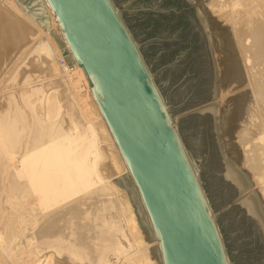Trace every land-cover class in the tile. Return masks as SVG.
Listing matches in <instances>:
<instances>
[{
	"label": "rangeland",
	"instance_id": "374dc122",
	"mask_svg": "<svg viewBox=\"0 0 264 264\" xmlns=\"http://www.w3.org/2000/svg\"><path fill=\"white\" fill-rule=\"evenodd\" d=\"M113 1L122 15L129 33L132 34L140 52L143 54L149 71H151L158 89L161 91L168 109H170L173 124L181 134L184 146L190 156V161H193V166L198 167L200 182L204 187L213 215L218 223L230 264H264V231L259 227V224L252 221L251 216L246 212L242 204L239 203V200L245 194H240L235 188L233 189L223 178L225 173L223 157L232 159V155L225 148L223 156L219 146L218 127L220 128L221 140H223V137H226L222 134V111L218 119H215L214 114L209 111H204L205 113L201 111V109H206L209 106H213V104H217L222 109L220 104L226 98L225 96L222 97L224 95V90L222 89L224 86L229 89L230 101L231 97L242 94L245 91L251 93L256 82L263 83L262 85H264V52L259 55L256 50L258 46L264 47L262 42L264 41V31L256 42H254L256 39L252 38L253 33H255L254 31H256L255 29L259 28L262 30L264 28V21H262L263 25L261 24L262 28L257 26L255 28L253 26L251 32L247 29L246 32L244 29L245 26V28L248 26L245 21L248 23V19L246 20V18L248 17V13H251V7L253 8L254 3L249 5L248 13L245 12L247 17L244 20L239 19L240 22L237 19L231 20L230 27L233 29H225L227 58L232 60L230 62L227 61L228 83L223 85L220 74L221 70L219 69V59L215 49L216 45L212 39L213 32L209 29L204 31L197 13L201 2L195 1L194 4H190L187 0ZM207 1L208 3L211 2L210 0ZM221 1L224 2L226 19L232 13H230L231 6H228L229 0H219L218 3ZM231 1L233 2V0ZM244 1L247 2L248 0ZM15 2L0 0V116L2 119L8 117L12 119V117L17 115L16 111H24V108L28 112L24 111L27 116L28 114L33 115H30L33 119L28 116V121L30 122L32 119L31 121L35 122L39 130L43 132L45 139V143L39 149L42 150L40 152L41 158L36 164L37 173L39 174L43 171V162L47 158L50 148L54 145L60 131H62L61 134L66 132L67 135H65L70 136L73 141L79 142L78 140L81 136L85 137L86 134L88 135L85 137V142L91 140L88 125L85 126L88 121L83 120L85 119L84 116H81L83 113H81L82 111H80V107L77 106L78 103L75 101L76 98L85 93V88L82 86L80 77L76 73H72L71 71L68 73L66 71V68H69V61L68 59L66 60L63 52L66 48L60 47L62 39L56 33L52 17L44 2L42 0H18ZM230 32H234L232 36ZM20 33H22L23 39L20 36L21 40L17 43L19 40L13 37V35H18L16 37L20 39ZM210 35L211 38L209 37ZM229 35L231 38L228 37ZM43 47H46L50 56L44 52ZM251 59L255 61L252 62ZM240 73L244 76H241ZM243 97L242 95L241 98ZM246 97L248 98L244 106H251V109L248 111L249 114L248 112L246 113L247 117L243 114L245 116H241L240 119L233 121L234 126L233 123L231 126L238 128L235 130L233 136L234 138H238L235 141H237V145H240V151L246 160L251 162L256 168L258 166L264 167V154L262 153L264 151L261 150L259 143H255L257 142V137L255 136L263 131L260 123H264V117L261 118L264 116V113L258 118L257 111L259 107L253 103V96ZM16 102L18 103L17 105L15 104ZM25 104L29 107V110ZM12 106L13 110L11 109ZM53 110L54 113H52ZM78 115L80 116L79 118ZM93 118L97 119L96 116ZM2 119L0 118V120ZM241 119L243 120L241 121ZM246 119H248V122L244 123ZM73 122H75L74 125ZM95 122L98 121L95 120ZM256 122L258 125L255 124ZM30 124L29 127L31 128ZM75 124L78 127L76 128L77 130L74 129ZM94 124L98 129L97 123ZM90 125L93 127V123ZM254 125L258 128V132ZM87 129L88 131H86ZM98 130L95 139L98 158L97 155L96 157L93 156L90 158V161H95L93 166L94 175L99 177L101 174L104 176L106 182L102 180L103 182L100 181L101 183L97 182L98 185L94 182V185H89V190L91 191L85 190L84 192V190H81L80 192L78 178H75L70 187L72 194L70 196L72 198L67 196L68 199L67 197L65 199L63 197L57 203L54 202V197L52 196L43 197L44 199L36 196L37 199L30 192L29 194H25L26 197L20 191L11 189V185L9 186L11 184V175L9 173L15 169L22 171L21 169L28 166L29 162H33L27 159L28 153L33 154L34 152L29 145L31 140L29 137L32 136V132L24 131L27 132L25 138L29 139V142L25 138L23 139L27 148L22 142L23 146L22 143L21 146L23 148L20 146L18 151L21 150L19 152L16 151L15 158L2 168L3 176L0 182H2L1 186L3 187L1 188L4 190V193L0 195V212L3 208L2 213L4 217L1 213L0 264H97L96 261H99V264H106L107 260L108 264H122V262L125 264L124 258L135 250V243L132 240V233L130 228H128L129 226H127L128 224H126V219L125 217L123 218L124 213L121 210V202H119L122 201V193H116L112 187L117 185V180L122 176L117 170L110 168L112 160L108 156H110L111 149L108 147L109 143L102 130ZM88 138L89 140H87ZM87 144L84 143V145L88 146L89 144ZM92 158H96V160ZM243 168L241 166L242 172L245 171L246 167ZM115 172L119 174L116 175L117 173ZM115 177L117 179L114 180L113 178ZM112 181H115V184L110 186L111 183L113 184ZM129 186L130 188H125L126 190L124 189L125 186H120V189L126 193V191H131V184ZM104 188L105 190H103ZM255 189H259L258 191L263 193L261 188H255V186L251 189V192ZM246 194L248 195L249 193ZM13 202L17 204L14 203L13 205ZM109 202L112 203H110L112 206L110 205L107 208ZM27 203L31 205L29 204L30 206H28ZM11 204L14 206L13 208ZM16 205H20L19 208ZM102 206L105 208H102ZM30 207L33 208L31 209ZM134 208L137 207L134 206ZM102 209L105 211H102ZM109 209L111 211H108ZM13 210L18 213H13ZM72 211H74V214ZM97 218L100 221L98 222L99 224L97 223ZM93 219H95V222ZM102 224L104 228L109 224L110 234L117 236V242L122 246L118 249L119 251L112 249L111 252L106 249L108 248V244L110 246V242H107V245L99 242V240H102V237H100L102 234L101 229L103 230ZM47 227H49L50 231L47 230ZM43 236L45 237L43 238ZM60 237L63 241L66 240L67 242L68 240L67 243L74 240L79 242L85 238L83 248L88 252L92 250L82 261L87 260L82 263L81 258L77 257L78 259H75L76 257H72L66 248L60 249L61 251L57 250L53 242L57 241L56 239ZM100 248H103L102 250L105 248L106 250L103 252L108 253L106 256L108 259L106 257L105 259L103 258V263L100 262L101 259L98 260L101 256L100 253L104 254ZM122 248L124 249L123 251L121 250ZM63 250L66 251V254H63L65 253ZM124 251H126V254ZM128 251L130 252L128 253ZM110 253L113 254L110 255ZM68 257H70V260ZM92 258H94L95 262L94 260L92 261Z\"/></svg>",
	"mask_w": 264,
	"mask_h": 264
},
{
	"label": "water",
	"instance_id": "95a60500",
	"mask_svg": "<svg viewBox=\"0 0 264 264\" xmlns=\"http://www.w3.org/2000/svg\"><path fill=\"white\" fill-rule=\"evenodd\" d=\"M138 191L163 264H230L203 185L113 0H47Z\"/></svg>",
	"mask_w": 264,
	"mask_h": 264
},
{
	"label": "bare ground",
	"instance_id": "6f19581e",
	"mask_svg": "<svg viewBox=\"0 0 264 264\" xmlns=\"http://www.w3.org/2000/svg\"><path fill=\"white\" fill-rule=\"evenodd\" d=\"M10 1L16 3L15 1H18V0H10ZM42 1L46 5V7H47V9H48V11L50 13V16L52 17L53 25H54V28L56 29L57 35H59L61 37V39H62L61 40L62 43H60V47L66 48V50L63 51L64 54H65L66 60L68 59V61H69V64H68L69 68L68 69L66 68V71H68V73H69V71H71L72 73H76L78 75V77H80V80L82 82V86H84V88H85V93H83V95H80L79 98H76L75 101H77V103H78L77 106L80 107V108L79 107L78 108L80 109V111H82L81 113H83L81 115L82 117L84 116V118H85L83 120L88 121V122H86L87 124L86 125L84 124V125L85 126L88 125V129L90 130L89 133L91 135V140L89 142H85L86 141L85 137L88 135V134H86L85 137H82L80 135L81 138L80 139L78 138L79 142H77L76 140L73 141V140H71L70 136H66L67 135L66 132L64 134H61L62 131H60V133H58V135H57V139H56L54 145L51 146V148H50V151H49V154H48L47 158L43 162V168H42L43 171L38 174L37 173V169H36V164L39 162L38 160L41 158L40 152L42 150H39V149L45 143V139H44V136H43V132H41L39 130V128L37 127V125L35 124L34 121H31L33 119L31 116H33V115L30 114L31 115L30 116L28 114V116H30L32 118L31 119L29 117L31 119L30 120L31 124H30V122L28 121L29 120L28 116L26 115V113H24V111H26V110L22 106V108H24V111H21L20 110L21 108L18 109L20 111H16L17 115L15 114L16 116L12 117V119H11V117L2 119V117L0 116V118L2 119V120H0V180L2 179V176H3L2 168L5 166V164H8L9 161H11L12 159L15 158V156H16L15 153H17L16 151H18V149L20 148L21 143L22 142L24 143L23 139L25 138V134L27 133V132H24V131L27 130L28 132H30V131L32 132L31 133L32 136H31V134L29 135V133H28V135L31 136V137L27 136V137L31 138L30 142L28 141L29 139L28 140L26 138L25 139H26V141L29 142V145L32 148L31 150L34 151L33 154H29L28 153L27 159L30 160V161H33L34 163L33 162H29L28 166H26V167L21 169L22 171H20L18 169H15V170H12L9 173V175H11V178H10V183L11 184H9V186L11 185L10 186L11 189L18 190L23 195L29 194L30 192H32V196L34 198H37L39 196V197H42L41 199H44L46 197L52 196V197H54V202L55 203H57L58 200L60 201L61 199H63V197H65V199H66L67 196L71 197L70 195H72V194L70 192V187L72 186L73 181H74L75 178H78V187H79V191L80 192H81V190L82 191L84 190V192H85V190L91 191V190H89V185H92V184L94 185L97 182L101 183V182H103L102 180H104V176H102L101 174H100L99 177H96L94 175L93 166H94L95 161H93V160L90 161V158L93 157V156L96 157V155H97V158H98V150L95 147V139H96V136L98 134L97 130L98 129L102 130L103 134L107 138V141H108V143L110 145V146L108 145V147H109V149H111V153H109L110 156H108V158H111V160H112L110 168H113V169L117 170L122 176L119 180H117L118 182L116 181L117 182L116 186L114 185L115 181H112L113 184L111 183L110 186L114 185L112 187H113V190H115L116 193H119V192L122 193V196H121L122 197V201H119V202H121V205H122L121 206L122 207L121 210H122V212L125 215V216L123 215V218L125 217V219H126V224H128L127 226H129L128 228H130V231L132 233V236H131V237H133L132 240L135 243L134 244L135 250L134 251L132 250L133 252H131V254L129 253L130 251H128L129 255H126L127 257L124 258V263L125 264H163L160 243L157 241V239L154 236L152 225L149 222V219H148V216H147V213H146L144 207H142L143 205H140L141 202H140V198H139L136 186H134V184L132 182V178H131V174L129 172V169H128V167L126 166V164L124 162V159L122 157V154H121L119 148H117V146H116V143H115V141L113 139L111 131L108 129V126H107L106 121L104 119V116L102 114V111H100V109H99V107H98V105H97V103L95 101V98L93 96V93L90 90V85H89V81L87 79V76L83 72V70L79 66L76 65V63L74 61L73 54H71V52L68 49L67 43L65 41V37L62 34V32H61V30H60V28L58 26L59 23L56 22V17L53 16L52 10L50 9V6H49L47 0H42ZM187 1L190 4L191 3L194 4L195 1H198L199 3L201 2L200 3V8H198L197 13H198V16H199V19H200V22H201V25H202L204 31L209 29V30H212V32H213L212 39H213V41L215 42V45H216L215 49H216L217 56H218V59H219V67H220L219 69L221 70L220 74L222 76V83H223V85H226L228 83L227 61L230 62L232 59L227 58L226 32H225V29L232 28V27H230V23L232 22L231 20H236V19L238 21H239V19L240 20H242V19L244 20L247 16L248 17L246 18V20L248 19V23L249 24L245 21V23L248 25L247 28H245L246 26L244 27L245 31L247 29L248 31L251 32V30H253V29H251L253 26H255V28H257V27L262 28L261 27L263 25L262 21H264V11H263L264 10V0H248L247 2L244 1V0H233V2L231 0H229V3L231 1L230 5L228 3V6H231V9H230L231 11L230 10L229 11H230V13L231 12L232 13L229 14V16L226 17V19H225L226 15H225V12H224V2H222V1L219 2V3H218L219 0H210L211 1L210 3H208L207 0L206 1H204V0H187ZM252 3H254V6H253V8L251 7V9H252L250 11L251 13H248L247 11H248L249 5H251ZM244 10H246V11H244ZM245 12L248 13L247 16H246ZM245 23H244V25H246ZM241 25H242V22H241ZM232 29H231V31H233ZM258 29L259 28L255 29L256 30V31H254L255 33L252 32L253 33V37L252 36L251 37L254 38V40L256 39L254 42H256L258 40V38H260V34L264 31V28L262 30L261 29L258 30ZM250 32H248V33H250ZM230 33H231V36H232V33H234V32H230ZM20 34L21 35H19V37L22 36V33H20ZM241 34H243V33H241ZM16 36H18V35H13V37H15L16 39L19 40V41H17V43H18V42H20L21 37L19 39ZM209 37L211 38V35ZM228 37H230V35ZM22 39H23V36H22ZM240 39H242V38L240 37ZM262 42L264 44V41H262ZM256 47H257V45H256ZM249 48H250V46H249ZM43 50H44V52H46L49 55V51H47L46 47H43ZM256 50L259 53V55H261L262 52H264V47L263 46H261V47L258 46V48H256ZM221 51H224V52H221ZM221 54H223V56H221ZM253 61H255V60L253 59L252 62ZM263 61H264V59H263ZM256 64H258V63H256ZM232 71H233V69H232ZM233 73H234V71H233ZM242 73H243V71H242ZM234 75H235V73H234ZM241 76H244V75L241 74ZM260 76H262V75H260ZM248 79H250V78H248ZM262 84L256 82L254 84V86L252 85L253 86V88H252L253 90H251L252 91L251 93H249L248 91H245L242 94H238V95H235V96L231 97L230 101H229V89H228V87L225 88V86H224L222 88L224 90V92H223L224 95L222 94L223 95L222 97L225 96L226 98H225V100H223V98H221L223 100L221 102V104H220L222 109L219 108V106L217 104H213V106H209L206 109L203 108V109H201V111H203V112L204 111H209L210 113L214 114L215 119H218V117H220V113L222 111V113H221V114H223V121H222V123H223L222 124L223 125L222 126L223 127V131H222V134L224 136H226V137L225 138L223 137V140H221L220 128L217 125V127L219 128V130L217 128L218 140H219V143H220L219 146L221 148V151H222L221 153H222L223 156L225 154V148L232 155V159H226V158L223 157V160L225 162L224 163V165H225V173H224V176H223L224 181L228 185L233 187V189L235 188L236 191H238L240 194H243V195L245 194V196L241 197V199L239 200L240 201L239 203L242 204V206L244 207L246 212L251 216V218L253 219L252 221H255V223L259 224L260 225L259 227H261L262 231H264V167H260V166L257 165L258 168H256V167L253 166V164L251 162L246 160L245 156H243L242 152L240 151L241 150V148L239 147L240 145H237V143H236L237 141H235L238 138H236V137L234 138V136H233L235 130L238 129L236 127H233L234 126L233 121H235L237 119H240L241 116H245L246 113L248 111H250V109H251V106H248V105L246 107L244 106V104H245V102H247L246 100L248 98L246 96L252 95L253 96V103L258 105V107H259L258 111H257L258 118H259V116H261L264 113V85H262ZM242 95L244 96L243 98H241ZM15 104L17 105L18 103L16 102ZM11 105H13V104H11ZM75 105H76V103H75ZM25 106L29 110V107L26 104H25ZM73 106H74V104H73ZM71 108H72V106H71ZM11 109L13 110V106H12ZM52 109L53 108L51 106V110ZM57 109H58V107H57ZM54 110H53V112L52 111L51 112L54 113ZM75 110H77V109H75ZM6 112H7V110H6ZM11 112H13V111H11ZM70 113L72 114V112H70ZM73 113H74V111H73ZM81 113H79V114H81ZM243 114H245V115H243ZM248 114H249V112H248ZM5 115H6V113H5ZM74 115H75V113H74ZM8 116H10V115H8ZM94 116H96L97 119L93 118ZM79 117L80 116L78 115V118ZM245 117H247V115ZM263 117L264 116H262L261 118H263ZM92 118H93V120H92ZM78 120H81V119H78ZM91 120H92V122H91ZM95 120H97L98 122H95ZM242 120L243 119H241V121ZM256 120H254V121H256ZM261 120H260V122H261ZM241 121H240V123H241ZM245 122L247 123L248 119L244 120V123ZM257 122H259V121H257ZM257 122L255 124H257ZM74 123L75 122H73V125H74ZM91 123H93V127L94 128L91 127V125H90ZM94 123H97L98 129L95 127L96 125ZM232 123H233V126H231ZM29 124L31 125V128L29 127ZM241 124H243V123H241ZM261 125H262L261 129H263V131L260 132L259 135H257L258 133H253V134L257 135V136H255V137H257L256 138L257 142H255V143H259V146L261 145V150L264 151V123H260V126ZM254 127L256 128V125H254ZM76 128H78V127H76V124H75L74 129L77 130ZM88 129L86 131H88ZM257 129L258 128H256V130ZM221 130H222V128H221ZM86 131H84V132H86ZM258 131L259 130H257V132ZM246 133H249V132H246ZM68 134H69V132H68ZM242 134H245V133H242ZM239 135H240V133H239ZM236 136H238V135H236ZM74 138H75V136H74ZM87 140H89V138ZM23 143H22V146H23ZM77 143H79V144H77ZM84 143H88L89 145L87 144L88 146H86V145H84ZM233 143H235L234 146H233ZM24 145H25V143H24ZM30 146H28V147H30ZM26 148H27V146H26ZM262 153L264 154V152H262ZM228 156L231 157L230 155H228ZM256 156H255V159H256ZM253 158H252V161H253ZM92 159L96 160V158H92ZM257 160H258V158H257ZM192 162H191V164H192ZM195 162H196V160H195ZM253 163H254V161H253ZM193 164H192V166H193ZM197 165H199V164H197ZM241 166H242V168L246 167L245 171L242 172ZM193 167H194V169H195V171H196V173L198 175L199 174L198 173V169H197L198 167H196V166H193ZM110 172H112V171L110 170ZM115 173H117V172H115ZM119 173H117L116 175H118ZM9 175L7 174V176H9ZM111 176H113V175H111ZM108 177H110V176H108ZM113 179L115 180L117 178L115 177ZM104 182H106V181L104 180ZM1 183L2 182H0V195H3L4 190L1 188V187H3V186H1L2 185ZM98 183H97V185H98ZM128 183L131 184L132 188H131V191L129 190V192L126 191V193H125L124 191H122L120 189V186H123V187L125 186L124 189L125 188L128 189V188H130V186H129L130 184H128ZM106 184H108V183H106ZM127 184H128L129 187L127 186ZM97 185H96V187H97ZM103 185H104V183H103ZM254 186H255V188L256 187L257 188H261L263 193H260V191H258L259 189L258 190L255 189V190H253V192H251V189H253ZM92 188L95 189L94 187H92ZM105 188L103 190H105ZM109 189H111V188H109ZM111 191H112V189H111ZM246 193H249V194L247 195ZM131 198H132V201H131ZM67 199H68V197H67ZM117 199L120 200L119 197H117ZM39 201H37V202H39ZM0 202H1V200H0ZM14 203L15 202H13L12 204L14 205ZM58 203H60V202H58ZM110 203L111 202H109V205H108L107 208H109V206L112 204V203L111 204ZM12 204H11V206H12ZM15 204H17V203H15ZM29 204H28V206L31 205V204L30 205ZM19 206L20 205H18L17 208H19ZM58 206H60V205H58ZM134 206H136L138 209L134 208ZM13 207L14 206H12V208ZM21 207H22V205H21ZM102 208H105V207L102 206ZM110 208H113V207H110ZM2 210H3V208H2ZM2 210L0 212V215L3 212ZM20 210H21V208L19 209V212H20ZM73 210H74V208H73ZM25 211L27 212V210H25ZM74 211H72L73 214H74ZM102 211H105V210L102 209ZM108 211H111V209H109ZM13 213H18V212H16V211L14 212V210H13ZM100 213L102 214L101 211H100ZM2 215H3V213H2ZM24 215H25V213H24ZM101 216H103V215H101ZM0 217H2V216H0ZM3 217H4V215H3ZM29 219H27V220L29 221ZM101 219H102V217H101ZM27 220H25V221H27ZM93 220L95 222V219H93ZM96 220H97V223L100 222V221H98V218ZM88 221H90V220H88ZM103 221H105V220H103ZM105 223H106V221H105ZM29 224H26V225H29ZM50 227H51V225H50ZM102 227H103V230L101 229L102 234L100 233L101 234L100 237H102V240L101 241L99 240V242L105 243V244L102 243L103 245H107L110 242V246L108 244V246H107L108 248H106V249L110 250L111 252H112V249H117V250L120 249V247H122V246H120V244H118L119 242H117L118 240L116 239L117 236L110 234V225L108 224L104 228V226L102 224ZM48 228L49 227H47V230L50 231V229H48ZM95 230H96V228H95ZM47 234H49V233H47ZM88 234H90V232H88ZM92 235H94V234H92ZM45 236H43V238ZM61 239H62L61 237L59 239L57 238L56 239L57 241L53 242V243H55V247L57 248V250L66 248V249H68L69 254L72 257H74V258L76 257L75 259H78L77 257H79V258H81V261H82L83 258L87 257V254L90 251H92V250H90L88 252L87 250H85V248H83V244H84L83 241H84L85 238H83V240L80 239L81 241H79V242L75 241L73 239L74 241L70 242V243H67L68 240H67V242H66V240L63 241V239H62V241H60ZM96 241H98V240H96ZM103 245H102V247H103ZM122 245H123V243H122ZM87 246L89 247V245H87ZM96 247H97V245H96ZM102 249H101L102 252L104 250H106L105 248H104V250H102ZM121 250L123 251L124 249L122 248ZM60 251H59V253H61ZM63 251L65 252L63 254H66V251L65 250H63ZM122 251H120V252H122ZM126 251H124L125 254H126ZM107 252H109V251H107ZM103 253L104 254L100 253L101 256H103L102 258H101L100 255H97V256H100V258H98V260L101 259L100 262H102V263H103L102 260H104L105 257L108 254V253L106 254V252H103ZM111 254H113V253H110V255ZM66 257H67V255H66ZM68 258L70 260V257H68ZM85 260H87V259H85ZM93 260H94V258H92V261ZM84 261H82V263ZM94 262H95V260H94ZM98 262L99 261H96L97 264H99ZM89 263H92V262H89ZM108 263L109 262L107 260L106 264H108ZM21 264H25V263H21ZM122 264H123V262H122Z\"/></svg>",
	"mask_w": 264,
	"mask_h": 264
}]
</instances>
